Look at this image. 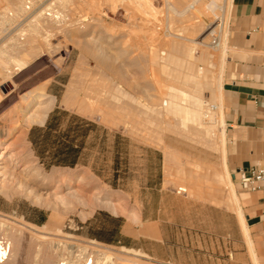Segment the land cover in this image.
I'll use <instances>...</instances> for the list:
<instances>
[{"label":"rangeland","instance_id":"374dc122","mask_svg":"<svg viewBox=\"0 0 264 264\" xmlns=\"http://www.w3.org/2000/svg\"><path fill=\"white\" fill-rule=\"evenodd\" d=\"M231 1L0 0V131L45 87L49 113H69L63 139L80 124L84 144L75 166L42 161L34 140L48 116L0 137L16 158L0 175V264H264L211 109L220 75L223 86L240 69L228 50Z\"/></svg>","mask_w":264,"mask_h":264},{"label":"crops","instance_id":"0c3cea01","mask_svg":"<svg viewBox=\"0 0 264 264\" xmlns=\"http://www.w3.org/2000/svg\"><path fill=\"white\" fill-rule=\"evenodd\" d=\"M230 48L238 55L235 63L240 69L236 77L223 81L226 166L231 179L245 191L239 198L241 208L250 236L264 253V182L255 192L239 182L240 170L264 166V0L231 1ZM255 261L260 264L257 256Z\"/></svg>","mask_w":264,"mask_h":264},{"label":"bare ground","instance_id":"6f19581e","mask_svg":"<svg viewBox=\"0 0 264 264\" xmlns=\"http://www.w3.org/2000/svg\"><path fill=\"white\" fill-rule=\"evenodd\" d=\"M22 7V6H21ZM227 39H228V36H227V33H226V36H225V40H224V47L226 48V43H227ZM21 41V40H20ZM18 44V43H17ZM17 47V46H16ZM16 49V48H15ZM5 50V49H4ZM7 50V49H6ZM5 50V51H6ZM19 50V49H18ZM17 51V50H16ZM9 52V51H8ZM4 54V52H2ZM6 54V53H5ZM11 54V52H10ZM9 54V55H10ZM223 54V53H222ZM14 56L13 54H11V57ZM19 56V55H18ZM2 57V56H1ZM6 57V56H4ZM14 59V58H13ZM16 59V58H15ZM2 60V58H1ZM2 62V61H1ZM0 62V63H1ZM11 62V61H10ZM17 63V62H16ZM18 64V63H17ZM222 66V65H221ZM220 66V68H221ZM224 67V66H222ZM5 69V68H4ZM16 70H19V67H15ZM221 70V69H220ZM219 73V72H218ZM13 75V74H12ZM222 75V74H221ZM220 75V79L218 81V91L219 93H223V86H222V76ZM7 78V77H6ZM204 80V79H203ZM205 84V82H204ZM45 87L41 88L39 91H30L28 93H26L23 98L21 99L20 103L15 106V108L11 111L10 110V116L12 118V120H15V118H17V120L10 124L9 128L5 129V131H0V137H4V136H7V135H10V132L12 130H14L19 123L23 124V125H32V124H44L47 116H48V113L49 111L51 110L53 104H54V101H55V96H51L49 95L46 91H45ZM92 90V89H91ZM96 90V89H95ZM95 90H93L92 92H96ZM72 94V87H68L66 92H65V95H64V102H66L68 100V98L71 96ZM100 95V94H98ZM219 95V94H218ZM101 96V95H100ZM99 96V97H100ZM97 97V96H96ZM102 98V97H101ZM166 102V101H165ZM167 103V102H166ZM14 107V106H13ZM211 107L215 109H220L218 115H219V118H220V137H221V141H222V138L225 139V130H226V123H225V118H224V110H223V105L222 103L219 104H216V105H212ZM170 110V109H169ZM185 110V109H184ZM9 111V110H8ZM8 115V113H7ZM6 115V116H7ZM200 115V114H199ZM5 116V115H4ZM10 116H7V117H10ZM3 117V116H2ZM6 117V118H7ZM15 117V118H14ZM14 118V119H13ZM6 120V119H4ZM9 120V118H8ZM11 120V121H12ZM3 121V120H1ZM10 121V122H11ZM4 123L5 122H8L7 120L6 121H3ZM13 122V121H12ZM212 122V121H211ZM9 123V122H8ZM6 124V123H5ZM20 124V125H21ZM207 124V123H206ZM3 125V124H2ZM0 125V126H2ZM8 125V124H7ZM5 126V125H4ZM1 128V127H0ZM4 129V128H3ZM12 129V130H11ZM5 139V138H4ZM2 140V139H0ZM224 141V140H223ZM225 142V141H224ZM12 145V144H11ZM11 148V147H10ZM9 149V147H8ZM8 155V159L6 160L9 164L8 166L6 165L5 168H2L0 167V169H3L2 171H0V175L2 176H6V175H12L10 174V170L8 169L9 166H10V162L14 160H16V158H14V154L13 152H7L3 149V147L1 148L0 147V165L1 164H4V156ZM12 168H14L12 166ZM226 169V168H225ZM226 173H227V178H228V181H229V186L231 188V191L233 193V198H234V201H235V204L237 205V208L238 210L240 211V214L241 215V221H242V224H243V227L246 231V237L247 235L249 236V239H250V243L251 245H253L252 243V239L250 237V233H249V227L247 225V222H246V218L244 216V213L242 211V208H241V203H240V199H239V196L237 195V192L234 188V185H233V182H232V179H231V176H230V173L228 172V170H226ZM7 176V177H8ZM10 177V176H9ZM4 228V224L0 223V230ZM9 228L6 227V229H4V236L6 237V242L8 244L9 242V239H10V232L8 231ZM3 236V235H2ZM3 236V237H4ZM248 239V238H247ZM11 244V242H10ZM7 246L5 245V242L2 240V238H0V258L1 259H6L7 257ZM253 254L254 256H256L255 254V251L253 250ZM255 260H256V257H254ZM1 262H3V260H1ZM89 261L86 260L83 264H92L93 261H90V263H88ZM122 262V261H121ZM125 262V261H124ZM115 263V262H114ZM129 263H132V262H129ZM139 263V262H138ZM62 264H77L76 261H68L67 263H62ZM136 264V263H135Z\"/></svg>","mask_w":264,"mask_h":264},{"label":"trees","instance_id":"16d2710c","mask_svg":"<svg viewBox=\"0 0 264 264\" xmlns=\"http://www.w3.org/2000/svg\"><path fill=\"white\" fill-rule=\"evenodd\" d=\"M69 114L67 111L55 109L49 113L41 137L34 140L38 156L48 165L75 166L81 161L83 141L78 142L75 133L80 130V124L69 128L68 133L63 134L59 130L62 115ZM72 119L81 122L84 119L73 115Z\"/></svg>","mask_w":264,"mask_h":264},{"label":"built area","instance_id":"2783aa9c","mask_svg":"<svg viewBox=\"0 0 264 264\" xmlns=\"http://www.w3.org/2000/svg\"><path fill=\"white\" fill-rule=\"evenodd\" d=\"M214 110L213 107H211ZM235 176V175H234ZM240 185L248 191L260 190L264 182V166H254L245 170H240Z\"/></svg>","mask_w":264,"mask_h":264}]
</instances>
